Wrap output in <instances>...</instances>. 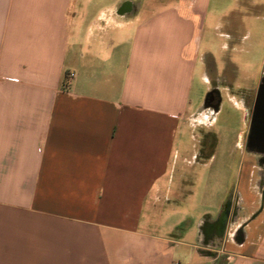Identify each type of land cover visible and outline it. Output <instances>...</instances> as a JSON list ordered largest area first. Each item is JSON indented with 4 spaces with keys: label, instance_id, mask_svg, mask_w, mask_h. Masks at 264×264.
<instances>
[{
    "label": "crops",
    "instance_id": "crops-1",
    "mask_svg": "<svg viewBox=\"0 0 264 264\" xmlns=\"http://www.w3.org/2000/svg\"><path fill=\"white\" fill-rule=\"evenodd\" d=\"M214 36L263 43L250 94L230 93L247 110L264 93L262 1L0 0V264H264L263 170L231 203L216 187V215L191 214L182 131L237 76L209 74ZM209 146L195 163L212 169Z\"/></svg>",
    "mask_w": 264,
    "mask_h": 264
},
{
    "label": "rangeland",
    "instance_id": "rangeland-1",
    "mask_svg": "<svg viewBox=\"0 0 264 264\" xmlns=\"http://www.w3.org/2000/svg\"><path fill=\"white\" fill-rule=\"evenodd\" d=\"M261 1L264 2V0H253L256 3ZM228 3V1H225L223 5L226 7ZM234 9L230 8L227 11L231 15L229 19L235 22L234 30L236 31L238 28L241 34L246 31L248 33L251 27L248 24L249 19L240 17L237 11L231 12ZM205 27H208V24ZM207 32L206 29L204 43L208 36L210 38L213 36V34L208 35ZM214 38L213 42L209 41L213 57L210 66L207 67L209 68V74L213 76L214 73H218L219 77L228 80L231 78L232 71H237V76L231 87L222 86L220 90H212L208 94L210 84L204 80L203 82L199 81L200 93L192 108L197 105L201 106L206 94V102L210 103L206 104L211 108L207 110V117L205 118L203 113L187 117L188 121L193 120L194 123L192 137L188 132L182 131L184 143L188 142L187 146H190V151L187 150L186 152L187 156H190L193 161L188 170L194 176L196 173L200 176L198 182L194 183L195 199L191 211L196 222H199L205 213L216 215L219 212L216 208L206 206L212 204L218 196L217 191L223 190V200L225 201L229 197L227 202L231 203V197L235 191L245 190V176L249 169H256L258 173L263 170L264 173V93L260 92L256 97L247 99L248 111L243 107H238L230 97L231 92L236 93L237 100L241 101L239 96L251 92L249 89L256 84L263 55V43L262 45L257 44L255 47L253 37L246 36L240 46H236L234 49L231 47L221 48L219 43L223 37H219L218 40H216V36ZM201 69H204V67L201 68L199 64L196 68L195 77L199 75ZM219 94H221V101L219 110L215 113L214 111L218 108L220 99ZM208 97L212 98L211 102ZM199 121L202 123L197 124ZM199 137L210 142L209 147L214 152V162H210L213 163L212 169L209 166L195 163V155L199 148ZM222 160L224 162H221ZM220 166H223L220 168L221 176L217 175L215 171V168ZM203 188L205 194L201 192ZM206 188H209L208 191ZM215 188L217 189L216 192Z\"/></svg>",
    "mask_w": 264,
    "mask_h": 264
},
{
    "label": "flooded vegetation",
    "instance_id": "flooded-vegetation-1",
    "mask_svg": "<svg viewBox=\"0 0 264 264\" xmlns=\"http://www.w3.org/2000/svg\"><path fill=\"white\" fill-rule=\"evenodd\" d=\"M213 99H214V98H213ZM208 100L211 102L212 98L208 97ZM207 103H209V102H207ZM209 104H210V103H209Z\"/></svg>",
    "mask_w": 264,
    "mask_h": 264
},
{
    "label": "built area",
    "instance_id": "built-area-1",
    "mask_svg": "<svg viewBox=\"0 0 264 264\" xmlns=\"http://www.w3.org/2000/svg\"><path fill=\"white\" fill-rule=\"evenodd\" d=\"M72 75H73V73H72V72L68 73V76H72Z\"/></svg>",
    "mask_w": 264,
    "mask_h": 264
}]
</instances>
